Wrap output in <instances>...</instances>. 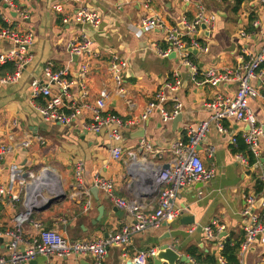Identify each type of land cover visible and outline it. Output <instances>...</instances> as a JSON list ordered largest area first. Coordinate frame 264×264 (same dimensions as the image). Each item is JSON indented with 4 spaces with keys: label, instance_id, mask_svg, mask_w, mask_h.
Returning <instances> with one entry per match:
<instances>
[{
    "label": "crops",
    "instance_id": "0c3cea01",
    "mask_svg": "<svg viewBox=\"0 0 264 264\" xmlns=\"http://www.w3.org/2000/svg\"><path fill=\"white\" fill-rule=\"evenodd\" d=\"M197 2L206 6L209 13L217 15L213 26L204 34H198L207 49L197 52L192 50V61L202 71L236 66L264 49V2L261 0H242L241 3L239 0H88V5L102 15L98 30L74 22L63 24L62 17L73 13L75 9L70 1L17 0L19 6L27 11L24 19L0 2V27L5 24L2 15H10L15 28L20 31L32 30L35 34L32 59L25 67L22 78L13 84H0V142L13 146L0 170V182L7 179L8 166L13 162L26 171L37 172L43 165L55 168L57 174L54 175L61 179V196L49 205L38 208L34 214L45 227L61 230L68 239L77 240L106 238L125 225L134 223L132 215L118 208L114 200L102 190H99L98 196L104 206V214L99 222H94L99 214V205L91 191L96 186V174L113 179L114 193L137 200L147 215L157 208L158 194L152 187L147 188L145 179L150 176H145L146 172L139 164H146L144 155L147 156L141 141L154 144V154L148 156V161L152 159V164L165 166L172 158V143L186 138L189 126L209 118L206 104L215 93L234 94L236 85L196 84L191 79L190 69L181 64L176 53L164 56L157 49L167 47L161 29L154 28L139 35L136 27L144 17L157 13L170 24L183 29L184 20L192 19L197 13ZM55 4H61L63 11H56L53 8ZM255 22L259 25L255 26ZM82 31L94 38V49L98 53L90 62V70L84 75L79 72L83 57L78 62L74 61L68 50L72 37ZM242 31L246 35H242ZM11 45L12 42L8 40H0V50ZM114 53L130 61L123 93L118 91L109 68ZM48 63L52 64L55 71L70 66L74 82L71 94L78 103L92 102L100 96L102 89H107L110 91L107 110L130 118L140 116L155 93L163 90L183 103L180 112L183 118L176 125L174 118L163 121L155 110L144 124L126 130L133 132L144 126L146 131L143 139L124 135L119 143L104 131L91 133L76 124L44 122L35 109V104L42 101V97L33 98L31 85L34 79L48 81L44 72ZM8 67L9 64L2 66L0 74L10 72ZM175 72L179 73L183 83L180 88L171 90L168 84L175 80ZM203 78L202 75L199 77ZM253 83L263 88L259 80ZM51 87L55 93L61 90L55 83ZM173 105V100L166 103L168 109ZM250 106L264 131L262 101L251 99ZM15 120L17 123H14ZM223 123L229 128L228 134L220 133L212 122L207 137L199 146L200 156L206 167L215 169V177L206 182H194L181 189L175 200V207L181 210L177 218L157 228L134 234L129 244L110 247L105 264H127L133 260L137 251L151 247L158 249L162 244L177 245L178 251L191 260L179 261L178 264L192 263L189 248H195L198 254L215 255L217 260L220 253L218 241L224 243L228 237V240L241 241L245 194H256L259 170L240 163L235 157L232 135L242 136L248 131V125L235 118L225 119ZM117 144L122 147L123 155L115 160L111 147ZM209 146L214 147L212 156L207 152ZM259 150L264 158V134L260 137ZM130 152H135L137 167H132L133 156ZM77 160L84 161L81 186H77L75 179ZM133 178L137 180L135 187L131 186ZM88 199L92 200V207L85 211L84 204ZM19 206H15L9 198L0 203L1 231L13 224ZM214 220L225 225L228 235L212 241L206 237L204 227ZM192 227L195 230L190 232ZM26 231L27 234L34 232L29 225ZM168 235V238L162 240ZM8 239L7 235L0 236L1 253L8 252ZM36 260V264L49 261L52 264H80L82 260L93 262L90 257L77 258L74 255L52 259L38 256ZM241 263L264 264V245L260 242L254 244L243 255ZM149 264H155L154 258L150 259ZM163 264L168 263L165 261Z\"/></svg>",
    "mask_w": 264,
    "mask_h": 264
},
{
    "label": "built area",
    "instance_id": "2783aa9c",
    "mask_svg": "<svg viewBox=\"0 0 264 264\" xmlns=\"http://www.w3.org/2000/svg\"><path fill=\"white\" fill-rule=\"evenodd\" d=\"M74 4L73 13H68L62 17L63 24L74 22L81 25H89L98 30L102 15L88 5V0H66ZM189 2V0H184ZM264 2V0H261ZM24 19L27 17V11L22 9L17 0H0ZM198 11L195 16L184 20V28L178 25L170 24L160 14H152L144 17L136 27L139 35L144 32L159 28L166 38L167 47L165 49L157 47L164 56H169L175 52L179 61L188 67L191 72V79L198 85L210 84L219 86L223 83H234L236 90L234 94L215 93L214 97L206 104L210 112L207 120L197 125L189 126L188 136L174 141L171 145L172 158L169 161V167L164 165L152 164V159L148 156L154 154V144L150 141L142 140V149L147 152L144 155L146 164L140 167L149 175L151 183L147 188H151L158 194V206L154 212L147 215L141 205L135 199L117 196L114 193L113 179L105 178L96 174L95 184L100 190L105 191L111 197L118 208L127 210L135 219L134 223L125 225L120 231L109 234L106 238L98 239H68L61 230L45 227L39 219L34 217L35 210L43 207L53 197L57 198L62 193L61 179L55 176V168L43 165L37 171L24 170L16 162L8 166V176L5 181L0 182V203L5 199L9 200L19 208L14 216L13 224L4 231L0 230V236L7 235V253L0 252V264H26L38 256H46L48 259L53 257L65 258L74 255L77 258L90 257L91 264H105L108 250L112 246L129 244L134 234L151 228H157L164 222H171L181 213V210L175 207V200L178 193L184 187L194 182H206L215 177L216 171L213 167H206L199 153V146L204 142L210 130L211 123L214 122L218 131L222 134H228L229 128L224 125L225 119L235 118L245 122L249 129L244 132L242 138L254 154L256 161L250 165L248 157L243 152H236V159L251 167H257L258 177L263 181V189L260 193H246L243 215V238L240 243L238 259L235 264H242L243 255L251 247L260 242L264 245V160L260 155L259 143L260 137L264 134L263 128L258 123V119L250 106L251 99H260L264 106V49L254 56L236 66L223 69L209 68L202 71L196 63L192 61V50H206L207 46L202 42L198 34L208 30L213 26L217 15L209 13L206 6L197 2ZM53 8L56 11H63L61 4H55ZM5 22L0 27V40H8L12 45L0 50V68L5 65H12L13 70L1 75L0 84H13L18 82L23 75L24 69L32 59V46L35 42V34L32 30L20 31L13 26L10 15H2ZM258 26V22L254 23ZM242 35H246L242 31ZM68 50L73 57L77 55L79 59L83 57L79 72L86 74L90 70V62L98 53L94 49V38L85 31L73 36L69 42ZM130 61L114 53L110 58V71L117 84L119 92H125L123 83ZM47 82L34 79L32 81L33 98H41L35 104V109L44 122L59 123L63 125H80L81 129L91 133H108L112 140L119 143L124 132L131 128H136L140 124L148 121L150 116L157 110L163 121H169L178 115L183 103L177 97L169 96L163 90L155 93L154 97L148 102L140 116L124 118L116 112L107 110V99L110 91L102 89L100 96L94 101L78 103L73 99L71 87L74 84L70 66H65L61 70L55 71L52 64L48 63L45 67ZM203 79H199L200 76ZM259 80L263 88L256 86L253 81ZM57 84L60 92L55 93L51 84ZM182 79L179 73L175 72V80L168 84L171 90L181 87ZM169 100L174 101L171 109L166 107ZM85 114L84 116H82ZM14 123H17L15 120ZM143 139V138H142ZM42 141V138H39ZM234 146L238 144V138L232 135ZM13 150L9 143L0 142V170L4 167V162L8 154ZM208 155L212 156L214 147L209 146ZM111 153L115 160L123 155V149L120 145H113ZM133 156L132 167H137L138 162L135 152H130ZM150 162L151 164H148ZM84 171V161L75 162V179L77 186L82 185ZM30 172L28 176L24 174ZM57 174V173H56ZM263 198L259 206L257 200ZM92 207V200L88 199L84 204V210L88 211ZM260 208V211H258ZM29 225L34 230L27 234L26 226ZM195 230L194 227L190 232ZM206 237L209 240L220 239L221 233L225 231V225L219 224L214 220L211 224L204 227ZM220 253L217 258L218 264H229L226 257L222 254L224 243L218 241ZM158 252L157 247H151L137 251L133 257L134 264H149L151 258H154ZM189 261L190 258H189ZM46 264H52L50 261ZM191 264L197 263L194 259ZM211 264V263H203Z\"/></svg>",
    "mask_w": 264,
    "mask_h": 264
},
{
    "label": "water",
    "instance_id": "95a60500",
    "mask_svg": "<svg viewBox=\"0 0 264 264\" xmlns=\"http://www.w3.org/2000/svg\"><path fill=\"white\" fill-rule=\"evenodd\" d=\"M78 25H81V24H78ZM198 50L197 49H194V52H197ZM175 54V52H173V55ZM73 59L74 61H77L79 60V57L77 55H73ZM127 73H128V70H127ZM183 118V115L182 113H179L178 115H176L174 117V124L177 125L178 122H180ZM145 127L144 126H141L138 130H135L133 132H127L125 131L124 132V135H127V136H132V137H135V138H143L145 136ZM201 147V145H200ZM262 160H264V158H262ZM165 167H169V164H166ZM30 174V172H26L24 175L25 176H28ZM146 182L145 183H151V178L150 177H146ZM137 185V180L135 178L132 179V184L131 186L132 187H135ZM99 187L98 186H95L94 188H92V193L93 195L96 197V200H97V203H98V211H99V214L97 216V218L94 220L95 223L99 222L101 220V218L103 217V214H104V206L101 202V199H99V196H98V193H99ZM58 198V197H57ZM57 198H53V199H50L47 203V205H49L51 202H53L55 199ZM263 198L260 197L258 200H257V206L260 205V203L262 202ZM166 224V222L163 223V225ZM228 235V232L227 231H224L223 233H221V236L224 237V236H227ZM170 235L168 236H165L162 238L165 239V238H168ZM228 239H230V237H228ZM154 260H155V264H163V262H167L168 264H178L179 261L181 262H189V258L184 255V254H181L179 251H178V246L175 245H170V244H162L159 248H158V252L156 254V256L154 257ZM37 263V260L36 259H33L31 260L28 264H36ZM80 264H91L89 261L87 260H82L80 262ZM127 264H134L133 260H130L128 261Z\"/></svg>",
    "mask_w": 264,
    "mask_h": 264
},
{
    "label": "trees",
    "instance_id": "16d2710c",
    "mask_svg": "<svg viewBox=\"0 0 264 264\" xmlns=\"http://www.w3.org/2000/svg\"><path fill=\"white\" fill-rule=\"evenodd\" d=\"M242 0H239V3H241ZM264 65V64H263ZM10 71L13 70L12 65L8 67ZM238 138V144L235 146L234 150L236 152H243L249 159L250 165H254L256 158L254 154L249 149L248 145L244 142V139L242 136H237ZM263 189V181L257 176L256 177V184H255V192L260 193ZM242 241V239H241ZM240 239L236 241L225 239L224 241V247L222 250V254L226 257L229 264H235L239 261L238 259V252L239 247L241 243ZM189 254L191 257L197 262V263H211V264H217V260L215 255L208 254V253H197L195 248H189Z\"/></svg>",
    "mask_w": 264,
    "mask_h": 264
},
{
    "label": "rangeland",
    "instance_id": "374dc122",
    "mask_svg": "<svg viewBox=\"0 0 264 264\" xmlns=\"http://www.w3.org/2000/svg\"><path fill=\"white\" fill-rule=\"evenodd\" d=\"M61 196V195H60Z\"/></svg>",
    "mask_w": 264,
    "mask_h": 264
}]
</instances>
